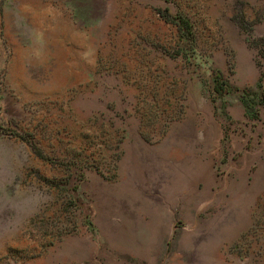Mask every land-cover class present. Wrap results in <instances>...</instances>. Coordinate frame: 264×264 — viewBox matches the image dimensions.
Here are the masks:
<instances>
[{"label": "rangeland", "instance_id": "obj_1", "mask_svg": "<svg viewBox=\"0 0 264 264\" xmlns=\"http://www.w3.org/2000/svg\"><path fill=\"white\" fill-rule=\"evenodd\" d=\"M263 96L264 0H0V264H264Z\"/></svg>", "mask_w": 264, "mask_h": 264}, {"label": "trees", "instance_id": "obj_2", "mask_svg": "<svg viewBox=\"0 0 264 264\" xmlns=\"http://www.w3.org/2000/svg\"><path fill=\"white\" fill-rule=\"evenodd\" d=\"M161 15L165 21L172 23L173 25H176L178 29L183 31L185 35L191 36L193 34V26L189 17L183 15L182 13L173 15L169 12L167 8L164 9Z\"/></svg>", "mask_w": 264, "mask_h": 264}]
</instances>
